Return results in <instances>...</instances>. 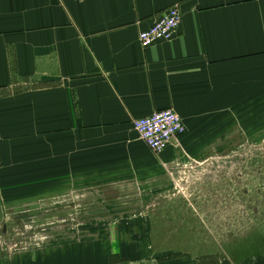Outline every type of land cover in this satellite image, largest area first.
Listing matches in <instances>:
<instances>
[{
    "label": "crops",
    "instance_id": "1",
    "mask_svg": "<svg viewBox=\"0 0 264 264\" xmlns=\"http://www.w3.org/2000/svg\"><path fill=\"white\" fill-rule=\"evenodd\" d=\"M165 109L185 132L155 155L132 123ZM263 135L264 0H0V264H264L163 246L185 163Z\"/></svg>",
    "mask_w": 264,
    "mask_h": 264
},
{
    "label": "rangeland",
    "instance_id": "2",
    "mask_svg": "<svg viewBox=\"0 0 264 264\" xmlns=\"http://www.w3.org/2000/svg\"><path fill=\"white\" fill-rule=\"evenodd\" d=\"M216 153L207 161L185 163V178H178V184L172 181L169 196L174 208L168 210L166 228L175 235H166L171 240L163 246L197 260L263 252L264 144L234 142ZM120 196L112 203H122ZM179 233L183 236L176 240Z\"/></svg>",
    "mask_w": 264,
    "mask_h": 264
},
{
    "label": "built area",
    "instance_id": "3",
    "mask_svg": "<svg viewBox=\"0 0 264 264\" xmlns=\"http://www.w3.org/2000/svg\"><path fill=\"white\" fill-rule=\"evenodd\" d=\"M181 20L182 16L177 6L167 9L149 28L139 33L138 41L141 48L147 49L160 42L172 41L178 33ZM132 127L139 140L155 155L161 154L172 139L185 132L182 120L172 109L161 110L151 116L137 119L133 121ZM1 168L0 161V171ZM184 176L186 175L183 174L180 180H183ZM178 182L180 181L177 180V184ZM178 188L182 192V189Z\"/></svg>",
    "mask_w": 264,
    "mask_h": 264
}]
</instances>
